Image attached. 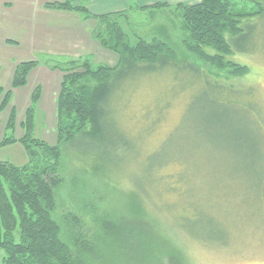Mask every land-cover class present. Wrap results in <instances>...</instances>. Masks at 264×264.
Wrapping results in <instances>:
<instances>
[{"label":"rangeland","instance_id":"rangeland-1","mask_svg":"<svg viewBox=\"0 0 264 264\" xmlns=\"http://www.w3.org/2000/svg\"><path fill=\"white\" fill-rule=\"evenodd\" d=\"M241 11L253 14L257 6ZM127 17L129 22L114 17L101 24L105 40L115 35L117 23L131 46L138 37L157 39L173 54L155 64L121 67L101 105L102 137L71 145L57 138L62 73L69 68L63 61L116 67L119 56L96 40L82 48L71 32L52 42L54 34L27 31L23 18L26 31L9 27L21 43H0V141L22 138L31 111L32 137L62 151L59 213L76 214L93 230L97 217L115 212L134 224L130 205L137 198L161 224L166 249L187 264H264V13L243 19L238 38L226 36L232 47L226 61L248 68L241 77L190 54L179 16L154 11ZM27 60L38 65L24 86L13 87L15 66ZM36 153L44 163L46 148ZM29 160L20 143L0 147V162L20 167ZM4 256L0 250V264Z\"/></svg>","mask_w":264,"mask_h":264},{"label":"trees","instance_id":"trees-1","mask_svg":"<svg viewBox=\"0 0 264 264\" xmlns=\"http://www.w3.org/2000/svg\"><path fill=\"white\" fill-rule=\"evenodd\" d=\"M247 4L256 5L257 11L243 13L241 9ZM51 5L89 16L84 7H73L69 3ZM263 5L264 0H200L192 6L178 5L175 9L181 13L175 16L180 17L184 48L206 64L229 68L234 76L245 75L247 67L226 61V57L232 54L226 36L238 38L243 33L241 21L261 16ZM163 7L166 6L157 5L154 9ZM115 27L111 40H105L103 35L100 39L105 49L119 56L116 67L93 68L89 62L81 64L79 60L63 62L69 68L63 71L58 100V144L71 145L81 137L99 140L102 137L101 105L108 98L113 76L123 66L131 69L140 64H155L161 57L173 54L166 43L157 39L148 43L138 37L137 44L131 46L119 25L115 24ZM113 38L116 42L112 44ZM208 49L215 54L208 53ZM37 65V62L18 64L13 87L24 86L30 71ZM9 95L1 108L7 106ZM30 113L23 123L26 130L22 138L0 141V147L20 143L30 158L20 167L0 162V250L5 253L3 264H187L186 258L166 249V238L160 235L161 224L146 212L147 208L137 198L131 199L130 212L135 218L131 226L116 217L118 212L101 219L97 217L94 230L76 214L61 215L56 194L63 184L59 174L62 151L59 145L50 147L32 137L34 119ZM13 119L14 110L11 122ZM40 147L47 150L44 163L36 153ZM182 227L184 232L187 231L185 224ZM169 243L172 247V242Z\"/></svg>","mask_w":264,"mask_h":264},{"label":"crops","instance_id":"crops-1","mask_svg":"<svg viewBox=\"0 0 264 264\" xmlns=\"http://www.w3.org/2000/svg\"><path fill=\"white\" fill-rule=\"evenodd\" d=\"M64 3H69L77 8L84 7L89 16L87 17L78 11L62 10L51 5ZM198 3L200 0H0V43L20 44L21 42L15 37L16 34L8 33L7 30L16 24L22 27L23 31H26L23 28L26 24L27 31L31 27L32 29L47 31L44 35L49 34L48 37L54 34L51 37L52 42L57 40V36L61 40L63 36L67 38L72 33L73 36L76 35L75 44L84 48L90 43L95 44L94 40L101 43L100 35H103L101 24L110 23L114 17L122 18L126 22L129 15L134 17L142 13H154V11H167L173 15H180L181 11L175 9L178 5L192 6ZM157 5L166 7L154 9ZM9 15L14 17L17 22L10 19ZM21 20L26 22L22 24L23 26L19 23ZM10 21L14 24L11 25ZM107 28L109 29L108 25ZM78 33H81V36ZM17 36L20 35L17 34ZM65 57L68 56L65 55ZM65 61H69V59Z\"/></svg>","mask_w":264,"mask_h":264}]
</instances>
